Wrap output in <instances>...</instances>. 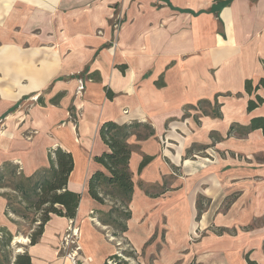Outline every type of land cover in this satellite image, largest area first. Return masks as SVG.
I'll return each mask as SVG.
<instances>
[{"label":"crops","instance_id":"obj_1","mask_svg":"<svg viewBox=\"0 0 264 264\" xmlns=\"http://www.w3.org/2000/svg\"><path fill=\"white\" fill-rule=\"evenodd\" d=\"M263 61L264 0H0V167L30 176L60 148L73 157L67 188L80 196L73 219L51 214L27 242L31 264H105L117 254L101 252L111 241L98 211L108 206L88 194L102 168L94 157L109 150L99 133L107 121L137 124L123 234L136 250L162 230L171 264H264V133L247 129L264 118V102L247 110L264 88H244L264 78ZM4 191L0 227L15 233ZM71 220L76 260L61 253Z\"/></svg>","mask_w":264,"mask_h":264},{"label":"trees","instance_id":"obj_2","mask_svg":"<svg viewBox=\"0 0 264 264\" xmlns=\"http://www.w3.org/2000/svg\"><path fill=\"white\" fill-rule=\"evenodd\" d=\"M259 87L264 88V78H261L255 86L249 79L244 82V88L248 94ZM107 95L112 96L108 90ZM263 102L264 97L256 95L255 99L248 100L247 110H252ZM199 103H207V101L201 100ZM214 109V115L219 116L216 103ZM136 125H119L107 121L101 126L99 133L109 150L94 157L95 162L99 163L102 168L97 169L88 180V194L93 200L100 204H104L105 198L114 201V205L108 211L99 212V220L102 224L112 226L121 233L127 230V226L125 222H119V219L128 220L131 217L129 205L134 183L129 169L132 147L128 143V138L133 133L131 128ZM255 128H261L264 133V118L251 119L247 129ZM232 129L234 125L230 127V130ZM150 160L151 157L144 156L138 166V171ZM72 170L71 153L60 148L50 150L48 166L37 169L30 176H25L18 170V166L11 162H4L0 167V188L5 189L1 194L6 200L5 215L17 226L16 234L22 233L29 236L30 245L39 241L44 224L50 219L51 214L69 219L75 217L80 196L67 188ZM202 209L200 202H197V218ZM10 214L17 220L10 218ZM13 236L14 234L9 229L4 226L0 227V264L11 262L8 252ZM123 254L126 257L132 256L131 252L124 251ZM119 257L118 254H113L109 256V259L119 260L115 264H129L127 260H120ZM13 264H31L27 251L17 253ZM248 264L256 263L248 260Z\"/></svg>","mask_w":264,"mask_h":264},{"label":"rangeland","instance_id":"obj_3","mask_svg":"<svg viewBox=\"0 0 264 264\" xmlns=\"http://www.w3.org/2000/svg\"><path fill=\"white\" fill-rule=\"evenodd\" d=\"M20 172H22V171H20ZM164 183L167 184V186H168L170 183V180L166 179L164 181ZM227 199H228V197L225 199V201ZM105 204L108 206V209H107V211H108L110 209V207L114 205V201H112L109 198H105L103 205H105ZM229 204H230V202L226 201V202H223L221 205L223 207H227V206H229ZM129 208H130V206H129ZM98 212H105V211H98ZM94 213L96 214L95 211H94ZM10 216H12V214H10L9 217ZM99 216L100 215L98 213V218H99ZM71 219H73V218H71ZM119 222H122V223L125 222L127 224V220L122 219V218L119 219ZM71 223H72V225H74V222H71ZM71 223H69V225ZM34 226H36V225H34ZM105 228H106L107 238L109 239V241H111V243L113 245L110 242H104L102 247H101V252L104 250L106 251L108 249H111L114 246V247H116L117 254L120 256L119 259L120 260H127L129 262V264H165L167 261H168V263H170V261L168 259H166L167 257L162 258V256H161V252L163 251L161 249L162 248L165 249V246L163 245V242L165 240V236H164V232L162 230L155 231V233L153 235H151L150 238H148V240L143 244V246L140 247L139 250H136L134 248V246L132 245V243H130V241L123 235L124 233L119 232L116 228H113L112 226H108V227L106 226ZM220 230L221 229H216V230H214V232L215 233H222ZM136 231H137V228H136ZM226 231L229 233H233L232 229H226ZM69 232H71L70 229H68L66 231V233H69ZM115 232H116V235L114 236ZM13 234H14V236H13L12 240L10 241V250L8 252V257L11 258L10 264H13L14 257L17 253H19V252L22 253L25 251V248L27 247L26 244H27V242L30 241V239L28 241L29 236L26 234H22V233H17V234L13 233ZM198 235H200V234H198ZM19 237L25 238L26 241L25 242L19 241V239H17ZM195 239H198V238L193 237L192 240H195ZM64 240H65V243L67 245H66V248L61 251L62 255H64V257H65V254H67L70 257V259L76 260L77 256L80 254V252L79 251H77V253L74 252L75 251V243L69 242V241L67 242V240L65 239V236H64ZM211 244L216 245L215 243H211ZM124 251L125 252H131L132 256L126 257L123 254ZM213 251H215V252H213L211 254V256L214 259H216V257H218V256L221 257L217 250H213ZM164 253L169 254L168 257L172 256L170 254L171 252L168 250L164 251ZM207 254H209V253H207ZM97 257H98V255H97ZM87 258L91 260V258H89V257H87ZM104 261L108 264H115L119 260L114 259L113 260L114 262H113L110 259L109 260L105 259ZM178 262L179 261H176L174 264H177ZM190 264H197V263H194L192 261V263H190ZM198 264H201V263H198ZM235 264H237V263H235Z\"/></svg>","mask_w":264,"mask_h":264},{"label":"built area","instance_id":"obj_4","mask_svg":"<svg viewBox=\"0 0 264 264\" xmlns=\"http://www.w3.org/2000/svg\"><path fill=\"white\" fill-rule=\"evenodd\" d=\"M71 222H72V220H71ZM68 229H70L71 232L65 233V235H64L65 239L67 240V242L69 241V242L75 243V251L74 252L77 253V251H79L81 249L79 241H78V239H79V231L78 230L79 229L77 227H75V225H72V223L69 225L67 230Z\"/></svg>","mask_w":264,"mask_h":264},{"label":"bare ground","instance_id":"obj_5","mask_svg":"<svg viewBox=\"0 0 264 264\" xmlns=\"http://www.w3.org/2000/svg\"><path fill=\"white\" fill-rule=\"evenodd\" d=\"M17 239H19V241H21V242H25L26 241V239L25 238H22V237H19Z\"/></svg>","mask_w":264,"mask_h":264}]
</instances>
